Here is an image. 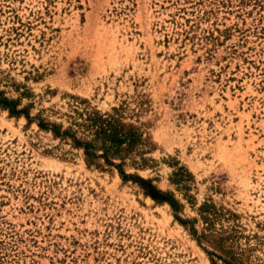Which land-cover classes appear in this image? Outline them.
<instances>
[{"label":"rangeland","instance_id":"1","mask_svg":"<svg viewBox=\"0 0 264 264\" xmlns=\"http://www.w3.org/2000/svg\"><path fill=\"white\" fill-rule=\"evenodd\" d=\"M0 264H264V0H0Z\"/></svg>","mask_w":264,"mask_h":264},{"label":"trees","instance_id":"2","mask_svg":"<svg viewBox=\"0 0 264 264\" xmlns=\"http://www.w3.org/2000/svg\"><path fill=\"white\" fill-rule=\"evenodd\" d=\"M2 100H0V104L2 105V107L7 108L10 113H18L20 111H18L16 109V106H14L12 103H10L5 97H1Z\"/></svg>","mask_w":264,"mask_h":264}]
</instances>
